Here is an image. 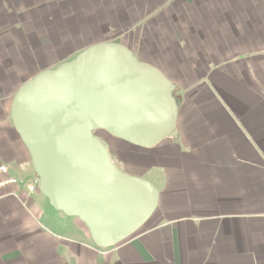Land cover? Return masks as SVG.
<instances>
[{
	"label": "crops",
	"instance_id": "0c3cea01",
	"mask_svg": "<svg viewBox=\"0 0 264 264\" xmlns=\"http://www.w3.org/2000/svg\"><path fill=\"white\" fill-rule=\"evenodd\" d=\"M254 3L222 21L221 0H0V180H17L0 188V264H264V45L246 23L260 19L264 35V1ZM98 42L161 70L179 101L175 137L111 154L155 186L157 204L105 248L38 190L10 116L25 81Z\"/></svg>",
	"mask_w": 264,
	"mask_h": 264
},
{
	"label": "water",
	"instance_id": "95a60500",
	"mask_svg": "<svg viewBox=\"0 0 264 264\" xmlns=\"http://www.w3.org/2000/svg\"><path fill=\"white\" fill-rule=\"evenodd\" d=\"M174 84L125 46L98 42L44 69L14 93L10 116L49 204L86 226L98 247L137 232L157 189L121 170L95 130L149 148L175 137Z\"/></svg>",
	"mask_w": 264,
	"mask_h": 264
},
{
	"label": "rangeland",
	"instance_id": "374dc122",
	"mask_svg": "<svg viewBox=\"0 0 264 264\" xmlns=\"http://www.w3.org/2000/svg\"><path fill=\"white\" fill-rule=\"evenodd\" d=\"M257 0H221V4L223 6L226 7L225 11L222 13V15L220 16V18L222 19V21H228L236 16H238L240 13H242L243 11L247 10L248 8L251 7L252 5L255 6V3ZM264 1V0H263ZM217 12V10L215 11ZM218 13H215V15H217ZM206 19H202L201 20H197L199 23L203 24V21ZM205 22V26H213V22H211V25H208V22ZM247 23V27H248V34L250 35V33H253V37L255 40H261L262 44L264 45V35L262 34V30L260 25H262V22L260 19H251L250 17L249 19L246 21ZM264 24V23H263ZM230 30H232V32L234 34H237V22L234 21L233 24L230 22ZM204 26V25H203ZM253 28V31L251 32ZM237 39L239 41L242 40V37L237 36ZM256 47V46H254ZM98 133H100L104 138H106V134L102 131H99ZM107 143L109 144L110 147V154H112V158L114 157L113 154L119 153V152H123L125 149H127V144L120 142V140H115L113 137H109L107 138ZM111 156V155H110ZM115 162H118L116 157H115ZM120 167H122V163H119ZM123 168H125L123 166Z\"/></svg>",
	"mask_w": 264,
	"mask_h": 264
},
{
	"label": "built area",
	"instance_id": "2783aa9c",
	"mask_svg": "<svg viewBox=\"0 0 264 264\" xmlns=\"http://www.w3.org/2000/svg\"><path fill=\"white\" fill-rule=\"evenodd\" d=\"M8 166L4 163H0V175L7 173ZM17 180L14 177H9L6 179L0 180V188L9 184H15ZM30 189L32 190L33 187L30 186Z\"/></svg>",
	"mask_w": 264,
	"mask_h": 264
},
{
	"label": "flooded vegetation",
	"instance_id": "af4514ba",
	"mask_svg": "<svg viewBox=\"0 0 264 264\" xmlns=\"http://www.w3.org/2000/svg\"><path fill=\"white\" fill-rule=\"evenodd\" d=\"M99 131L104 132V133L106 134V138H104L100 133H98ZM94 134H95L98 138H100L101 140H104L106 143H107V138L112 137V136H110L107 132H105L104 130H100V129L95 130V131H94ZM114 139H115V140H120V142H122L121 139H116V138H114ZM107 145H108L109 153H111V152H110L109 144L107 143ZM130 146H131L132 148H134L133 145L130 144ZM130 152L133 153L134 151H133V150H130ZM110 155H111V154H110Z\"/></svg>",
	"mask_w": 264,
	"mask_h": 264
},
{
	"label": "trees",
	"instance_id": "16d2710c",
	"mask_svg": "<svg viewBox=\"0 0 264 264\" xmlns=\"http://www.w3.org/2000/svg\"><path fill=\"white\" fill-rule=\"evenodd\" d=\"M106 132V131H105ZM114 138V137H113ZM116 139H118V138H116ZM122 142H124V143H128V142H126V141H124V140H121ZM129 145H130V143H128ZM131 145H133V144H131ZM133 146H136V145H133Z\"/></svg>",
	"mask_w": 264,
	"mask_h": 264
},
{
	"label": "bare ground",
	"instance_id": "6f19581e",
	"mask_svg": "<svg viewBox=\"0 0 264 264\" xmlns=\"http://www.w3.org/2000/svg\"><path fill=\"white\" fill-rule=\"evenodd\" d=\"M142 228V227H141Z\"/></svg>",
	"mask_w": 264,
	"mask_h": 264
}]
</instances>
